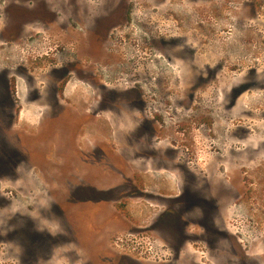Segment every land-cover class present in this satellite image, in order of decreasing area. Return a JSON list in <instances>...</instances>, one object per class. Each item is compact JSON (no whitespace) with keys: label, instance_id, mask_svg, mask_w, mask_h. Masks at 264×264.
Here are the masks:
<instances>
[{"label":"rangeland","instance_id":"obj_1","mask_svg":"<svg viewBox=\"0 0 264 264\" xmlns=\"http://www.w3.org/2000/svg\"><path fill=\"white\" fill-rule=\"evenodd\" d=\"M10 2L0 0V100L7 93L3 97L13 108L6 106L12 119L2 121L18 158L11 176L0 177V202L57 234L47 264H122L124 256L167 264L164 224L132 236L149 222L148 210L159 209L155 202L132 198L118 208L128 192L115 188L88 216L80 204L72 213L70 185L85 169H73L69 143L87 137L86 127L78 126L77 135L75 126L91 109L90 92L106 90L110 95L102 104L110 106L109 122L128 121L125 111L133 105L142 106L149 119L163 114L174 151H180L173 168H229L242 194L249 187L240 180L254 167L250 160L264 164V0H79L77 12L57 14L55 21L31 13L15 17L7 12ZM41 2L58 8L53 0H25V8ZM120 5L126 11L115 20L111 8ZM63 82L57 105L54 94ZM242 86L249 90L233 103L230 91ZM93 99L99 104L97 95ZM140 163L144 167V161H105L107 187L119 186V171L130 178ZM55 206L61 207L60 216ZM243 206L239 215L251 221L257 212ZM6 211L0 209V232L7 236L13 223ZM11 243L1 245L9 260L18 249ZM248 258L241 254L233 263L248 264Z\"/></svg>","mask_w":264,"mask_h":264},{"label":"flooded vegetation","instance_id":"obj_2","mask_svg":"<svg viewBox=\"0 0 264 264\" xmlns=\"http://www.w3.org/2000/svg\"><path fill=\"white\" fill-rule=\"evenodd\" d=\"M10 1L6 5L9 6L7 12L15 17L31 13L48 16L55 21L58 18L57 14L69 17L77 12L76 6L79 0H53L58 2L57 9L48 7L46 2H41L32 10L25 8V0ZM120 6L111 8V11L115 12L113 19L125 13L126 10L122 5ZM64 88L65 83L63 82L54 94L57 105ZM248 90L249 86L231 90L233 103H236L238 97ZM6 95H1L0 100V108L6 114H2L5 116L0 115V141L4 145L0 147V159L4 162L0 165L1 178L13 172L15 166L13 160L15 157L18 158L15 149L8 143L14 138L6 137L4 132L7 127L2 120L4 118L10 120L13 115L12 105L7 104L3 97ZM94 95L99 98V104L93 105ZM109 95L106 90L90 92L91 109L87 115L81 116V122L76 124L74 131L78 135V126L80 130L86 127V142L78 143L81 137L75 136L69 143L73 157V169L83 166L85 169L84 173L73 177L70 185V191L73 193L71 204L75 206L72 208V213L77 214V205L80 204L83 205V212L88 216L89 208L91 209L94 204L107 203L110 200V193L118 188L116 191L128 192V196L117 201L118 208H126L128 199L132 198H138L143 202H155V207H159L157 210H148L143 205L149 212L150 220L146 226L132 233V236L150 233L164 224L170 249V259L167 264H234L233 261L241 254L249 257L244 259L248 264H264V164L260 162L254 164L255 159L250 160L254 167L246 172L248 174L245 179L240 180L247 183L249 187L242 193L243 195L239 194L235 188L239 179L229 168L223 170L204 167L173 168L172 162L180 151H174L177 149L172 144L175 138L171 137L172 134L167 127L168 123H165L166 117L163 114H154L149 119L142 106L133 105L131 108L127 106L125 111L128 121L109 122L110 106L102 104ZM136 101L138 100L134 102ZM6 106L11 109L7 110ZM45 114L46 112L43 113ZM95 118L97 120H94ZM186 130L185 126L180 129L181 143L186 142L184 139ZM15 139L17 140L18 137ZM4 151H6L5 154ZM110 158L144 161L145 164L142 167L140 163L130 178H125L123 170L119 171L117 180L121 184L114 186L111 190L106 183L109 175L104 173L105 161ZM81 170L83 171V168ZM95 170L103 172L95 174ZM145 180H148V185H145ZM243 196L246 200H243ZM240 200L243 201L239 202ZM243 205L253 209L252 213L257 212V215L252 214L251 221L239 215L238 209H242ZM11 206L12 204L8 201L0 202V209L10 213L7 218H11L13 223L12 232H9L7 236L0 232V246L12 245L11 242L14 241L18 249L16 257L13 255L15 257L13 258L10 255L11 260H9L4 258L8 254L7 250L1 246L0 264H47L54 256L53 246L58 241L56 240L57 234L40 224L37 218L34 219L16 211L12 212ZM49 208L52 207L49 206ZM53 210L60 216L61 207L55 206ZM17 214L21 217L16 216ZM13 217L17 219L13 220ZM33 237L38 240L31 241ZM255 251H258L260 255L254 256ZM120 262L122 264H143L137 260L132 261L126 256ZM88 263L89 260H86L80 264Z\"/></svg>","mask_w":264,"mask_h":264}]
</instances>
